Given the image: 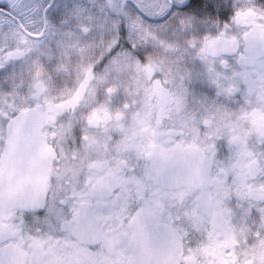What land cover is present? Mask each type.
I'll use <instances>...</instances> for the list:
<instances>
[{"label":"snow or ice","instance_id":"obj_1","mask_svg":"<svg viewBox=\"0 0 264 264\" xmlns=\"http://www.w3.org/2000/svg\"><path fill=\"white\" fill-rule=\"evenodd\" d=\"M0 264H264V0H0Z\"/></svg>","mask_w":264,"mask_h":264}]
</instances>
